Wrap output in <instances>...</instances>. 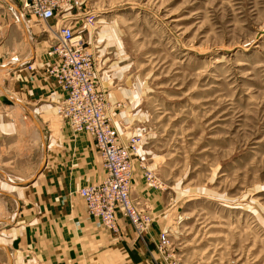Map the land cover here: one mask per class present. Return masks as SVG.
Instances as JSON below:
<instances>
[{
    "label": "rangeland",
    "instance_id": "374dc122",
    "mask_svg": "<svg viewBox=\"0 0 264 264\" xmlns=\"http://www.w3.org/2000/svg\"><path fill=\"white\" fill-rule=\"evenodd\" d=\"M79 20L164 185L172 262L264 264V0H83Z\"/></svg>",
    "mask_w": 264,
    "mask_h": 264
},
{
    "label": "crops",
    "instance_id": "0c3cea01",
    "mask_svg": "<svg viewBox=\"0 0 264 264\" xmlns=\"http://www.w3.org/2000/svg\"><path fill=\"white\" fill-rule=\"evenodd\" d=\"M21 1L0 0V98L12 102L0 100V264H165L124 218L115 235L88 214L78 191L105 177L101 157L58 115L64 93L45 72L48 40ZM133 185L157 238L169 225L163 192L137 166Z\"/></svg>",
    "mask_w": 264,
    "mask_h": 264
},
{
    "label": "built area",
    "instance_id": "2783aa9c",
    "mask_svg": "<svg viewBox=\"0 0 264 264\" xmlns=\"http://www.w3.org/2000/svg\"><path fill=\"white\" fill-rule=\"evenodd\" d=\"M82 8L83 0L21 1L22 14L40 26L42 34L54 35V39L47 38L49 60L45 72L64 93L57 104L58 115L74 134L85 133L93 138L101 157L105 177L99 183L81 187L78 194L88 214L105 228L120 234L119 219L124 218L139 239L153 242L165 264H174L168 251V233L154 236L155 218L143 211L132 195L134 164L137 162L150 190L164 191V185L149 170L141 154L143 136L136 134L123 140L122 132L108 115L107 96L98 88L95 53L83 38L82 21L71 22Z\"/></svg>",
    "mask_w": 264,
    "mask_h": 264
},
{
    "label": "water",
    "instance_id": "95a60500",
    "mask_svg": "<svg viewBox=\"0 0 264 264\" xmlns=\"http://www.w3.org/2000/svg\"><path fill=\"white\" fill-rule=\"evenodd\" d=\"M0 100L7 105H12V102L9 101L6 97H1Z\"/></svg>",
    "mask_w": 264,
    "mask_h": 264
}]
</instances>
